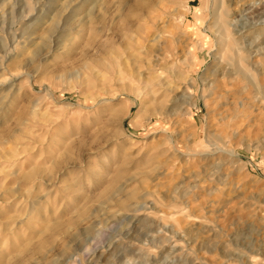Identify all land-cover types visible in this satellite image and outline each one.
I'll return each instance as SVG.
<instances>
[{"label": "rangeland", "instance_id": "rangeland-1", "mask_svg": "<svg viewBox=\"0 0 264 264\" xmlns=\"http://www.w3.org/2000/svg\"><path fill=\"white\" fill-rule=\"evenodd\" d=\"M0 264H264V0H0Z\"/></svg>", "mask_w": 264, "mask_h": 264}, {"label": "bare ground", "instance_id": "bare-ground-1", "mask_svg": "<svg viewBox=\"0 0 264 264\" xmlns=\"http://www.w3.org/2000/svg\"><path fill=\"white\" fill-rule=\"evenodd\" d=\"M53 19V18H52ZM55 19V18H54ZM54 21V20H53ZM35 24V23H34ZM33 24V25H34ZM220 26H221V28L224 30V33H222L221 34V38H223V36L224 35H228V31L226 30V26H225V17H222L221 18V20H220ZM52 28V27H51ZM50 28V29H51ZM237 44V40L236 39H233L232 41H227L226 42V46H227V49H228V53H227V56L226 57H224L223 58V62H224V60H225V65H226V62L227 63H230V64H232L233 63V60H232V58H233V56H237V51L235 50V45ZM226 49V50H227ZM224 50V49H223ZM256 50H258V52L257 53H259V51H260V48L258 47V48H256ZM253 51V50H252ZM255 51V50H254ZM256 52V51H255ZM234 58H236V57H234ZM233 58V59H234ZM221 60V59H220ZM232 62V63H231ZM222 64V63H221ZM235 66L233 67V68H231L232 67V65L231 66H225V65H221L222 66V68H220L221 70V73L220 74H222L223 76H225V75H229V77L233 74V75H236V73H237V75H239V76H242L243 75V71H242V67L240 66V65H238L237 63H236V61H234V63H233ZM229 65V64H228ZM231 68V69H230ZM232 69H233V71H232ZM219 71V72H220ZM227 75V76H228ZM226 77L227 78V80L229 79H231V82H232V79L234 80V78L235 77ZM224 78V77H223ZM214 82V81H213ZM212 81L211 82H209L208 83V85H210V87L212 86V83H213ZM230 82V81H229ZM230 82V83H231ZM254 97H256V96H254Z\"/></svg>", "mask_w": 264, "mask_h": 264}]
</instances>
